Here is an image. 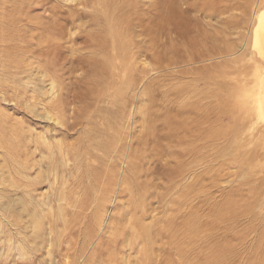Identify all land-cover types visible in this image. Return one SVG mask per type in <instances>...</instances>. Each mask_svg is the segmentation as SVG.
I'll list each match as a JSON object with an SVG mask.
<instances>
[{"label":"rangeland","instance_id":"obj_1","mask_svg":"<svg viewBox=\"0 0 264 264\" xmlns=\"http://www.w3.org/2000/svg\"><path fill=\"white\" fill-rule=\"evenodd\" d=\"M214 1L219 3L218 0ZM193 3L195 5L193 7L197 9L199 6L207 5L204 0H196ZM223 6L224 4H221V9L230 10V7ZM193 7L186 10L201 21L208 8L194 11ZM263 10L262 7H253L255 13ZM209 11L217 12L218 9ZM161 14L165 16L161 17ZM166 15H168L166 11L160 10L157 20L163 21V24L159 22L158 24L157 21L155 23L157 58L153 59L148 52L143 53L140 61L146 67L140 66L137 72L128 73L127 81L121 85L122 100L117 103L125 104L123 114L118 104H114V100L113 105L107 102L109 97L100 101L97 91L101 86L96 84L94 76H88L91 81H78L79 78L87 75V72L79 75L78 66L72 70L57 71V75L52 72L56 75L53 76L54 79H58L57 81L62 84L61 97L67 98L65 103L69 107L64 121L65 124L69 123L66 124L68 127L62 126L59 121L55 123L46 119L48 114L52 115V108L46 105L50 97L47 90L51 74L48 75L42 72L43 70L37 69L36 62L25 68L24 62L27 64V61L30 63L29 60L34 59L16 51V45L13 48L14 43L11 39L12 32L8 31L9 24L4 22L3 27L0 25V34L3 33L2 36L0 35V51L3 53L6 46L13 48V51L17 52V57L19 55L21 58L24 57L21 60L19 57L18 66L7 60L8 57L0 52V59L5 62L4 65L0 63V128L2 129V131L0 129V264H146L148 259L152 258V254L145 258L142 240L132 241V245H127L122 236L119 240L123 239L125 242L122 243L123 247L119 248L113 238L122 228H132L130 219L132 215L138 216V214L134 213L132 209L134 204L129 203V198L132 196V199L133 197L135 200L140 199L143 194L148 193L145 185L148 184L150 187L151 183L154 185L153 188H149V193L152 192L154 197L145 201L148 205L144 223L146 232L149 233L147 239L153 241L150 248L147 245V250L152 249L153 252L156 245L160 246L164 251L161 256L173 258L169 260L171 264H264V45L262 44L261 50H258L255 44L253 45V39L247 34L248 24L240 25L237 28L241 35L237 37L229 35L228 39H225V36L221 35V37L213 36L215 37L212 38L213 41L208 40L209 45L212 41L215 46H227V49L226 53L206 60L199 56L204 51L199 49L200 45L198 44L197 47L196 42L195 45L193 44L194 48L190 47L189 39L183 38L179 33V30L184 31L177 25L180 23V18H174L175 21L171 17L166 19ZM219 16L227 17V14H219ZM212 17L214 20L218 16ZM209 19L210 17H204L203 21ZM85 20L88 19L78 18L75 28L71 29L69 28L71 25L66 24L67 31L78 33L79 29L83 28L79 25H84L89 34L97 32V27ZM194 24L195 21L191 18L190 25L194 26ZM206 28L209 30L210 26L203 23V29ZM210 31L213 33V30ZM216 38L219 40L214 41ZM69 54L64 53L67 56ZM192 55L198 57L193 61H187ZM222 59L226 60L220 65L207 69L204 67L215 62L219 63ZM74 64L77 65V62ZM245 67L250 68L247 74L244 73ZM234 82L243 89L242 97L247 96V101L254 107L252 123L244 130L245 135L241 136L242 138L239 136V139L230 135L223 137L204 133L201 137H196L198 131L194 128V124L200 125L198 127L202 131H208L230 123V117L220 114L218 96L223 92L227 94L230 90L223 88L222 84L232 85ZM247 87H249L248 91L245 89ZM133 90L135 92H132ZM1 91H5V95L7 93L6 100L8 97L11 99L14 95L15 97L10 99L11 101H6ZM65 91H67L66 95ZM14 100L18 101V104H15ZM41 100H45L46 103ZM185 105L192 108V111L187 110L182 114L187 120H192L186 132L178 133L174 127L165 126V120L173 113L171 121H174L177 115L175 109ZM71 108H73L72 114H77L76 116L70 117ZM48 109L51 110L50 113ZM207 112H211L209 119L206 117ZM218 116H221V120H216ZM125 118L126 123L122 129L125 130V140H128L127 151L131 150L128 154L131 159L130 164H140L144 168L143 159L151 161L152 153L161 154L163 158L169 153L171 158L169 157L167 163L170 162L172 166L178 168L186 167L185 180L181 178V171L176 169L174 172L173 167L167 173V169L161 167L163 161L157 159L152 164L155 165L153 170L157 175L153 181L149 180L150 176H147V181L145 180L143 176L145 168L144 170L139 168L142 171L138 173L140 180H135L131 175L134 171L131 169L126 174L128 183L118 188V196L111 200L98 198L96 189L100 190L98 187L104 184L92 181L91 174L94 173L105 180L114 174V170L116 171L118 165L112 164L115 161L113 153L108 156V152L115 148L114 131L115 128H119V122L121 120L124 122ZM175 137L177 140H188V146L184 148L187 150L184 153L188 157L187 166H181L176 160L173 161L175 153L179 151L173 148L177 141ZM129 138H131L130 143ZM242 144H245L243 148L246 150L242 148L244 152L239 155V148H236ZM256 145L257 149L260 147L258 149L260 151L255 150ZM252 147H255L254 152ZM232 149L235 155L232 154ZM249 153L255 156L252 160L247 159ZM108 157H113L112 162ZM241 157L249 161V164L246 163L242 167ZM95 184H98V187ZM180 184L185 185L188 190L183 201L186 202L187 199L191 201L189 206L187 205V213L191 216L194 212L191 216L193 223L191 222L190 228L189 226L186 229L177 228L175 232V240H181L184 234L187 236L192 234L190 240L187 239L190 241V249L186 256H181L178 246H171L164 240L165 235L168 237L167 233L159 232L155 237V233L158 232L157 227L167 225L170 218L167 214L168 207L164 204L170 202L168 206L174 204L177 208L178 200L184 197V194H178L183 188ZM94 186L96 189L90 194L85 192L87 188L92 189ZM126 187V192H123ZM130 187L132 188L129 191ZM157 191L163 192L158 199L155 197ZM177 195L180 197L173 203L170 197ZM151 200L153 211L150 209ZM135 203L139 204L138 201ZM222 210L225 211L223 212L225 217L221 215ZM102 217L103 220L106 217L105 225H102L103 220H100ZM161 230L163 229L160 228L159 231ZM127 231H132L133 235L135 233L134 228ZM205 232L210 236L208 237ZM184 244L183 247H189L187 242ZM227 249L229 252L224 251ZM154 255L158 256V249ZM123 258L126 261H123ZM162 262H164L163 258Z\"/></svg>","mask_w":264,"mask_h":264},{"label":"bare ground","instance_id":"obj_2","mask_svg":"<svg viewBox=\"0 0 264 264\" xmlns=\"http://www.w3.org/2000/svg\"><path fill=\"white\" fill-rule=\"evenodd\" d=\"M204 1L207 4L206 7H204V6L200 7L199 6L197 9V7L196 8L193 7V6H195L193 2H196V0H192V2L191 1L189 2V0H180V1H178V0H0V25L2 26L4 24V22L9 24L10 29L8 31L12 32V34H11L12 37L11 36H9V37H11V39L13 40V43H14L13 48L16 45L15 46L16 51L18 50L21 53V55H23V56L25 55L26 57L33 58L34 60H36V61L29 60L30 63L27 61V64L24 62L25 68L28 66L34 65V62H36L35 66H37V69L43 70L42 72L48 73V75L51 74V76L49 77V83H48L49 87L47 86L48 87L47 93L50 96L49 100H48V97H47V100H48L47 103L45 100L44 101L41 100V101L45 102L46 105H49L52 108V113H51L52 115L48 114L46 116L47 117L46 119L52 120L55 123L57 121H59L60 123H62V126L64 125V127H68V125L66 126V124L68 122L65 124V121H64V116L66 115V112L68 111V107H69L65 103L67 98L64 99L63 97H61L63 95L62 86H61L62 84L57 81L58 79L57 80H56V78L54 79L53 76L56 77V75L58 74L57 71H60L62 69L72 70V69H76L77 68L76 66H78L77 71H78L79 75H83L84 72L85 73L87 72L86 77H81L78 79V81L79 80L91 81L88 76H94L96 84L101 86V88L97 91V93H98L97 95L100 97V101L104 100V98L109 97L107 102L109 104H112V102L114 103V101H115L114 104H116V105L118 104V106L122 110V114H123L124 110H125L124 109L125 104L123 105L121 102L120 103H117V102L122 100L120 98V95L122 96L121 90H123L121 88L122 87L121 85H123L124 82L127 81L126 75L130 72L131 73H133L135 71L137 72V69L140 66H141V68L146 67L140 61L143 53L148 52L153 59H155V57L157 58V53H158L157 46L158 45L156 44V33H155V30H156L155 26L156 25H155V23H156V21H157V23L159 22L157 19L159 18L160 10L166 11L168 13V15H166V16L169 18L166 17V19H170V17H171V19L172 18L174 19L176 17L180 18L179 22L183 23V25L180 23L179 24L177 23V25H179L184 31L179 30V33L181 35H183V38L187 37L189 39L188 42L189 41L191 42L190 47L194 48L193 44L195 45L196 42H197V47H198V44L200 45L199 49H202L204 51H202L203 53L199 56L203 59H206V60L207 59H213L217 55H222V54L226 53L227 46H215L212 43L213 36H220L221 37V35H223V36H225L224 37L225 39H228L229 35H235L237 37V36L241 35L240 32H238L239 30L237 27L240 25H245V24H248V26H249V30H248L247 34L249 37H251L253 39V45L255 44V47L258 50H261V48H262L261 45L262 44L264 45V10L259 12V13H255L256 11L255 12L253 11V7L264 8V0H218L219 3H217V1H214V0H204ZM221 4H224L225 7H230V10L227 11V10H225V8H222V9H224V10H222L220 7ZM189 7H193V9H195L194 11H201V10L208 8L207 11L204 13V17H206V18L210 17V19L207 21H203L204 17H202L203 19H201V21H200L196 16H192V14H190L186 10V8H189ZM210 9L216 10V11L218 9V11L217 12L209 11ZM219 14H227V17H221V16H219ZM162 16H165V15L161 14V17ZM211 16H218V17L213 20V17L211 18ZM82 17H86L88 20H85V21L90 22L89 24L95 25L97 27V32H95V33L92 32L93 34H89L88 33L89 31L85 28L84 25H79V26H83V28H80L79 29L80 31L78 33H77V31H76V33L73 31H71V32L67 31V25L66 24H70L71 26L69 28L71 29L72 27H74L76 20L78 18H80V20H81ZM191 18H193L195 21L194 26L190 25ZM162 22H159V23L163 24ZM79 23H81V22H79ZM203 23H206L208 26H210V29L213 30V33H212V31H210V29L208 30V28H206L207 30L203 29ZM76 26H78V25H76ZM161 26H164V25H161ZM215 26H218V27H215ZM5 28H7L6 25H5ZM4 30H2V31H4ZM163 31L165 32V30H163ZM2 34H0V35L2 36ZM217 38L214 41L219 40ZM210 39L212 41L210 42V45H209L208 40H210ZM213 39H215V37ZM188 42H187V44H188ZM5 48L6 49L2 48L5 50V51H3V53H2V51H0V52L2 54L6 55L8 57V58L6 57L7 60H9L11 63H14V64L19 66V60L18 59L21 55H19V57H17L18 56L17 52L15 50L13 51V48L12 49L10 47L7 48L6 46H5ZM64 53H70V54H69V56H67L68 54L64 55ZM0 57H1V55H0ZM197 57L194 55L189 56L187 58V61H189V62L193 61ZM4 58H5V56H4ZM23 58L24 57H22V58L20 57V60ZM225 60L226 59H222L219 61V63L214 61L215 63L211 64V65H209V63H207L209 66H204V67L206 69L209 67H215L216 65H220L223 62H225ZM1 62L3 65L5 64V62L2 60V58L0 59V63ZM74 62H77V65H75ZM2 64H1V66H2ZM24 64H22V65H24ZM25 68H23V69H25ZM149 69L152 70L151 68H149ZM249 71H250L249 67L244 68L245 74H247ZM52 72H54L55 74L57 73V74L54 75ZM181 72H186V71H181ZM27 74H29V73H27ZM217 83H218V81H217ZM235 84H237V85H235ZM222 85H223V88H227L230 90L227 92V94H225L223 92L222 94H220L218 96L219 100H220V103L218 105L221 107V113L220 114L222 116L225 115L227 117H230V123L227 126H225L226 124L225 125L222 124L219 128L210 129L208 131H205V130L202 131L198 127L200 125L194 124L193 125L194 128L197 129V131H198L197 134H195V136L198 138L201 137L202 134L204 133V134H216L218 136L221 135L223 137L230 135L232 138L234 137L235 139H237L239 136L241 137V136L245 135L244 130L247 128V126H249L252 123L251 121H252V117H253V113H254V107L250 104L249 101H247V96L242 97L243 89H241L238 86L237 82L232 83V85L227 84V83L222 84ZM245 89L248 91L249 87H247ZM208 90L210 91L209 87H208ZM1 92L3 94L4 100H6L5 96L7 95V93L5 95V91H1ZM65 92H64V94L66 95L67 91H65ZM132 92H135V91L133 90ZM8 94H10V93H8ZM233 94H235V96ZM215 95L217 96V94H215ZM14 97H15V95H14ZM8 98H7V100L11 99V98H9V99ZM110 99H111V101H109ZM21 101H23V100H21ZM14 102H15V100H14ZM17 102H15V104H18ZM187 110L192 111V108L190 106H186V105L176 108L175 112H177V115L174 118V121H171L173 116H174V113H173L169 119L165 120V126H169L171 128L174 127L175 129H177L178 133H179V131L182 133L183 132L185 133L186 129L190 126V123L192 122V120H189V119L187 120V117L185 115H182V114L186 113ZM48 111H49V109H48ZM50 111L48 113H50ZM72 111H73V108H71V112H70L71 116L70 117H73L75 115V114H72L73 113ZM209 113H211V112L206 113L207 114L206 117L208 119L211 116ZM213 116H214V114H213ZM215 117H216V115H215ZM220 117L221 116H218L216 118V120H221ZM68 120H66V121H68ZM204 120H206V118H204ZM47 121H45V122H47ZM125 121H126V118L124 119V122L122 120L119 122V124H118L119 128H115L114 136L116 139V141H115L116 146L114 149H112V150H110V152H108V156L113 153V157H114L115 161H113L112 164H115L116 166L118 165L117 169L115 168L116 171L114 170V174L107 177L105 180H103V178H101L100 176H98V175L96 176L94 173H92L91 174L92 181L102 182V184H104V185H102L101 187L100 186L98 187L97 186L98 184L97 185L95 184V186H97L100 190L96 189L94 186V187H92V189L87 188V190L85 191V192H88V194H90L91 191L96 189L95 193L96 194L98 193L97 194V195H99L98 198L102 199V200H111L113 197L118 196L119 186L122 184L125 185L128 183L127 182L128 179L126 178V174H127L128 170L133 169L134 172L132 171L133 172V174H131L132 177L134 176L135 180H140L139 179L140 174H138L140 171L139 168H143V167L140 166V164H136V165L130 164L131 159L128 156V154L131 152V150L127 151V145H128L127 141L128 140L127 139L125 140V130L122 129V126H123V128L125 126V123H126ZM193 121H194V119H193ZM130 124H132V123L130 122ZM13 128H14V126H13ZM60 128H62V127H60ZM66 129H68V128H66ZM1 131H2V129H1ZM13 131H16V130H13ZM170 131L168 130V132H170ZM256 133L258 134L257 131H256ZM3 135H4L5 139H7L5 134H3ZM110 135H112V134H110ZM168 136H169V134H168ZM14 138H15V136H14ZM129 139H130L129 140V143H130L131 138H129ZM175 139H176V137H175ZM19 140L21 141V139H19ZM223 140L224 139H222V141ZM125 141H126V145H125ZM229 141H231V140L229 139ZM236 141H238V140H236ZM239 141H241V140H239ZM117 142H118V144H117ZM229 144H230V142H229ZM256 144L258 146H260V144H258V143H256ZM244 145L245 144L238 145V147L235 146V148L237 147L236 149L239 148L238 149L239 155L241 152H244L242 150ZM246 145H247V143H246ZM257 145L255 146L256 148L252 147L253 152H254V148H255V150L257 149V147H258ZM187 146H188V140H184V139H182V140L178 139L174 143L173 148H176V150H179V151H178V153H175V151H174L176 156L173 157V161L176 160V163L180 164L181 166L182 165L187 166V158L188 157L184 155V153L187 151V150H184V148ZM229 148H227V149H229ZM263 148H264V146H263ZM234 149H232V151H233L232 154L234 153ZM243 149L246 150L245 148H243ZM258 151H260V150H258ZM235 152L238 153V151H235ZM246 152H248V151H246ZM251 152H252V150H251ZM233 155H235V153ZM113 157H108V160L112 162ZM150 157L152 158L151 161L143 159L144 164H145L144 168L146 170V171H144L145 174L143 176H145L146 181H147V176H150L149 180H151V181H153L154 178L157 177L156 171L153 170L154 169L153 166H155V165L152 166V164L157 159H159L161 162L163 161L161 164L163 166H161V167L162 168L165 167L167 169V173H169L173 167L174 172H176V169L181 171V178L185 180V177H186L185 169H186V167L185 168H181V167L178 168L177 166H172V164H170V162L167 163V160H169V157H170L169 153H168V156H166V158H163V156L161 154L155 155L154 153H152V155H150ZM246 157H247V154H246ZM254 157L255 156L253 155V153H249V157H247V159L252 160ZM241 159H242V157L240 158V161H242V164H241L242 167H243V165L245 166V164L249 162V161H245V159H242V160ZM254 161L256 162V160H254ZM115 165H114V167H115ZM141 165H142V162H141ZM144 168L142 170H144ZM91 169H92V166H91ZM99 171H101V169ZM104 172H105V170H104ZM140 172H142V171H140ZM97 174H99V172ZM161 177H162V175H161ZM145 184H146V182H145ZM153 185L154 184L151 183L150 187L153 188ZM91 186H93V185H91ZM180 186L183 188L181 189L180 192H178V194L179 195L184 194V197L182 198V200H180L181 197L179 195H177L176 197H174V196L170 197V200L173 203L175 202L176 198L178 199L180 197V199L177 202L178 203L177 208L174 207V204H172V206H168L170 202L165 203V204L163 203L164 205H166L168 207L167 214L170 216V218H169L167 225H162V226L157 227L158 232L155 233V237L159 234V232L167 233L168 237H167V235H165L166 237L164 240L168 244H170L171 246H173V245H175V247L178 246L181 256H186L188 250L190 249V243H189L190 241L189 240H190V236L192 234L190 236L189 235L187 236L186 234H184L182 236L181 240H175V232H176L177 228L186 229L188 226L190 228V224L192 222L191 216H193L194 212L191 213V216L187 213V208L189 206V202H191V201H189L188 199L186 200V202L183 201L185 199L186 194H188L187 193L188 190H187V187L185 185L180 184ZM145 187H146L145 190L148 191V193H145L146 195L143 194L140 199H138L139 198L138 197L137 198L138 200H135L134 197L132 199V196H130L131 198H129V203L134 204L132 206L134 213L138 214V216L132 215V217L130 219V225L132 226V228L135 229L134 235H133L132 231H127V230H132V228L128 229V227H125L124 229L122 228V230H120L119 233H117L114 236L113 240L118 243L117 247H119V248L123 247L122 243L125 242L123 239L126 240L127 245H129V244L132 245V241L142 240L141 242H143L142 243L143 255L145 256V258L147 259L148 256L150 254H152V258L148 259L146 264H161V263L171 264V262L169 260H171L173 258L171 256H161V253L164 251L160 246L156 245L153 252H152V249L147 250V245H149L148 247L150 248V246H151L150 244L153 240L147 239L149 237V233L146 232V225L144 223V220H145V216L147 214V205L148 204L145 201L147 198H150L152 196L154 197V195L152 192H151V194L149 193L150 187L148 186V184H146ZM169 187H167V188L170 189ZM131 188L132 187H130L129 191L131 190ZM126 189H127V187L125 189H123L122 191L126 192ZM154 189L156 190V185H155ZM171 190L175 191V189H171ZM176 192H177V190H176ZM160 194L163 195V192L162 191L155 192V197L158 199V196ZM137 201L139 202V204L135 203ZM232 202H234V200ZM194 203H195V201H194ZM150 204H151L150 209H151V211H153L152 200L150 201ZM227 206L228 205L226 204V207ZM198 209L200 210V208H198ZM223 210L221 213L222 216H223V212H225ZM139 212H140V214H139ZM174 212H175V214H174ZM232 216L234 217V215H231V217ZM103 217H102V219L100 218L101 221L103 220ZM141 217L144 218L142 221H141ZM223 217H225V216H223ZM248 217H249V215H248ZM258 219H259V217H258ZM105 220H106V217L104 218L102 225L106 224ZM166 226H167V228H165ZM217 226H218V224H217ZM160 228L163 230L159 231ZM206 228L208 229V227H205V229ZM221 230H223V229H221ZM186 233L188 234V232H186ZM205 233L207 234V232H205ZM209 233H211V232H209ZM222 234H224V233H222ZM260 234H261V232H260ZM122 236H123V239L119 240ZM209 236L210 235H208V237ZM188 238H189V240H187ZM174 240H175V242H174ZM238 240H240V239H238ZM185 242H187V244L189 245L188 248L183 247V244ZM219 242H220V240H219ZM226 244H228V242ZM242 244H244V243H242ZM223 245L225 247L224 243H223ZM228 246H229V244H228ZM232 246H235V245L232 244ZM211 248H213V247H211ZM214 248L216 250H218L217 247H214ZM226 248H229V247H226ZM157 249H158V256L154 255L157 253ZM206 250H208V249H206ZM224 251H228V249L224 250ZM224 251L222 253H224ZM80 252H82V251H80ZM205 252H208V251H205ZM211 252L213 254L212 250H211ZM206 254H208V253H206ZM218 255H219V252H218ZM208 256H209V254H208ZM119 258L121 259V257H119ZM162 258L164 259V262H162ZM166 259H168V260H166ZM213 259H214V257H213ZM122 260L126 261L125 258H123Z\"/></svg>","mask_w":264,"mask_h":264}]
</instances>
